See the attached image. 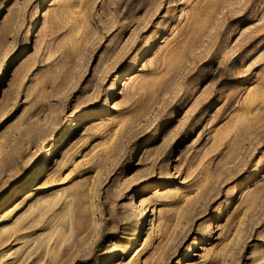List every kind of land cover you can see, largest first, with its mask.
<instances>
[{"label":"rangeland","instance_id":"rangeland-1","mask_svg":"<svg viewBox=\"0 0 264 264\" xmlns=\"http://www.w3.org/2000/svg\"><path fill=\"white\" fill-rule=\"evenodd\" d=\"M41 1L0 0V264H264V0Z\"/></svg>","mask_w":264,"mask_h":264},{"label":"bare ground","instance_id":"bare-ground-1","mask_svg":"<svg viewBox=\"0 0 264 264\" xmlns=\"http://www.w3.org/2000/svg\"><path fill=\"white\" fill-rule=\"evenodd\" d=\"M43 2H45V0H42V1H41V4H40V6H39V9H40V7H41V5H42ZM28 44H29V43H28ZM138 61H139V59L134 60V64H133L132 67L136 66L137 63H138ZM132 67H131V68H132ZM131 68L129 67V68H126V69L124 70L126 76L129 75L128 73H131V71H132ZM114 95H115V90H114V88H113L112 90H110V93L108 94L107 101H109ZM105 109H106V110H103V112H102L101 115H105V114L107 113L106 111H109L111 108H110V107H107V108H105ZM91 115H92V112H91V111H87V112H85L84 114H82V117H83V118H81V119H82V120L87 119V118L90 117ZM77 125H78V122L75 124L74 128H75ZM242 182H244V181H242ZM144 187H147V186H144ZM144 187H142L139 191H137L136 195H139L142 191H144ZM140 202H141V203L143 202L142 199H140ZM143 221H144V214H142L141 223H142ZM132 247H133V246H132ZM133 249H135V248H133Z\"/></svg>","mask_w":264,"mask_h":264}]
</instances>
